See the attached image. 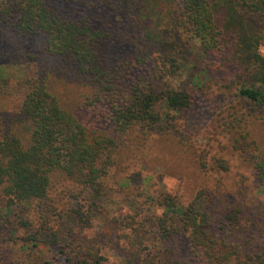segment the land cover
Wrapping results in <instances>:
<instances>
[{"label":"rangeland","instance_id":"374dc122","mask_svg":"<svg viewBox=\"0 0 264 264\" xmlns=\"http://www.w3.org/2000/svg\"><path fill=\"white\" fill-rule=\"evenodd\" d=\"M57 2L77 17L86 11L80 0ZM121 2L100 0L89 11L97 28L114 33L110 64L121 74L120 91L129 92L134 83L145 88L152 83L149 76L157 63L174 58L179 69L174 77H167L168 86L190 90L194 106L177 115L160 101L155 111L162 119L174 117L177 132L167 137L153 135L146 143L142 134L126 136L136 138L133 148L128 147L130 140L122 139L125 145L103 180L106 188L101 196L56 177L55 186L61 179L65 183L64 190L55 188L52 194L56 202L39 208L26 204L8 207L0 190V264H68V256L83 255L102 256L107 264H191L188 241L164 240L159 228L165 211L162 198L168 192L184 205L201 191L208 196L204 201L215 202L214 206L219 198L226 203L239 201L246 211L247 226L252 220L260 221L251 237H246L249 244L243 243L244 248L255 250L253 238L264 240V186L233 148L234 138L243 141L241 134L248 131L253 147L264 149V107L240 103L237 94L244 82L240 70L203 58L198 43L182 35L169 0H133V10L124 6L126 0ZM42 47V39L26 40L0 26V77L4 79L0 80V112L19 110L22 92L18 82L45 68L41 62L49 65L51 88L71 111L100 96L74 67L57 59L48 62ZM18 48L38 61L16 65ZM260 50L264 54V47ZM142 54L150 59L145 72L136 67ZM170 69L171 61L164 72ZM218 160H226L230 170L218 167ZM74 209L91 210V224L69 213ZM9 210L14 217L8 215ZM28 221L30 226L21 225ZM54 239L57 246L50 245Z\"/></svg>","mask_w":264,"mask_h":264},{"label":"trees","instance_id":"16d2710c","mask_svg":"<svg viewBox=\"0 0 264 264\" xmlns=\"http://www.w3.org/2000/svg\"><path fill=\"white\" fill-rule=\"evenodd\" d=\"M80 1L86 11L77 17L62 9L57 0H0L3 31L26 40L42 39L48 62L57 59L74 67L100 93L96 101L71 111L52 90L46 62L40 63L45 68L37 69L34 76L18 82L22 92L19 110L0 112V190L8 207L26 204L39 208L56 202L52 194L57 188L64 190L62 179L74 188L101 196L106 188L103 180L125 145L122 139L130 140L128 147L133 148L136 138L126 136L142 134L146 143L153 135L167 137L177 132L174 117L162 119L155 111L160 101L177 115L194 106L190 90L168 86L167 77H174L179 69L174 58L156 62L158 68L149 76L152 83L145 88L134 83L129 92L120 91L121 74L115 73L110 64L109 46L114 33L97 28L89 14L100 0ZM131 1L126 0L128 5L124 6L133 10ZM169 1L182 35L198 43L203 58L240 70L244 80L237 94L240 103L264 107V54L260 50L264 47V0ZM15 51L16 65L38 61L22 49ZM146 57L140 55L136 66L142 72L150 62ZM169 61L172 69L164 72ZM249 136L247 131L241 134L243 141L234 138L233 148L253 168L259 185L264 186V149L253 147ZM217 166L230 170L226 160H218ZM56 177L62 179L55 186ZM206 198L205 191H201L184 205L172 192L164 194L161 205L165 211L159 222L164 240L186 239L191 264H264V240L253 238L252 251L243 246L249 244L246 237H251L259 219L247 226L246 211L239 201L226 203L219 198L214 206L215 202L206 203ZM12 213L8 211L14 217ZM69 213L82 223L92 222L91 210L74 209ZM29 239L35 241L34 237ZM50 245L57 246V240H50ZM67 263L107 264L99 255L68 256Z\"/></svg>","mask_w":264,"mask_h":264}]
</instances>
